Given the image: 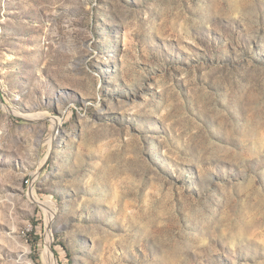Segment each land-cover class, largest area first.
Returning a JSON list of instances; mask_svg holds the SVG:
<instances>
[{"label":"rangeland","instance_id":"rangeland-1","mask_svg":"<svg viewBox=\"0 0 264 264\" xmlns=\"http://www.w3.org/2000/svg\"><path fill=\"white\" fill-rule=\"evenodd\" d=\"M48 234L56 264H264V0H0V264Z\"/></svg>","mask_w":264,"mask_h":264},{"label":"bare ground","instance_id":"bare-ground-1","mask_svg":"<svg viewBox=\"0 0 264 264\" xmlns=\"http://www.w3.org/2000/svg\"><path fill=\"white\" fill-rule=\"evenodd\" d=\"M55 122V121H54ZM56 127H57V124H56ZM30 196L32 197V198H35L36 199V196L34 195V193L33 192H31V194H30ZM44 207L46 208V210H47V212H48V214H49V218H51L52 217V211H51V209H50V207H48V205L47 204H44ZM49 225V224H48ZM49 227V226H48ZM49 234H48V236H47V242H46V253H47V255L49 256V259H52V262H53V264H56L55 262H54V259L52 258V256H51V251H50V248H49ZM52 237V236H51Z\"/></svg>","mask_w":264,"mask_h":264}]
</instances>
